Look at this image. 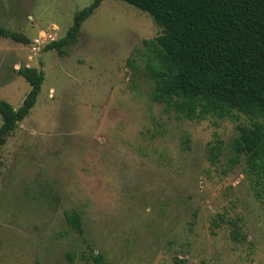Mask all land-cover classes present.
<instances>
[{
	"label": "rangeland",
	"instance_id": "rangeland-1",
	"mask_svg": "<svg viewBox=\"0 0 264 264\" xmlns=\"http://www.w3.org/2000/svg\"><path fill=\"white\" fill-rule=\"evenodd\" d=\"M92 1L0 0V26L30 39L0 37V100L17 108L30 90L19 68L45 73L0 148V264H88L91 252L113 264H264V194L232 147L252 119L193 120L154 101L128 60L162 30L126 1L103 0L66 55L45 49Z\"/></svg>",
	"mask_w": 264,
	"mask_h": 264
},
{
	"label": "trees",
	"instance_id": "trees-1",
	"mask_svg": "<svg viewBox=\"0 0 264 264\" xmlns=\"http://www.w3.org/2000/svg\"><path fill=\"white\" fill-rule=\"evenodd\" d=\"M102 1L93 0L78 11L66 35L53 40L45 49L66 55V48L78 41L83 22ZM123 1L146 11L162 30L156 37L144 40L145 49L135 60H128L129 65L143 69L150 78V96L154 101L193 120L209 116L232 117L235 111L252 119L251 125H238L239 134L232 147L235 161L244 158L246 172L253 178L255 194L262 199L264 0ZM0 37L30 42L23 34L2 26ZM17 72L29 82L30 90L17 108L0 100V148L30 114L45 79L44 71L36 67L23 66ZM218 154V151L211 152V161H215ZM65 217L72 228L83 233L82 217L78 212H66ZM232 234L237 240L238 233ZM89 258L88 264H113L102 252H91ZM174 262L187 264L179 257Z\"/></svg>",
	"mask_w": 264,
	"mask_h": 264
}]
</instances>
